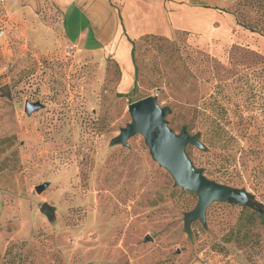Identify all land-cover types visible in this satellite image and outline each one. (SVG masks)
Segmentation results:
<instances>
[{
  "label": "rangeland",
  "instance_id": "1",
  "mask_svg": "<svg viewBox=\"0 0 264 264\" xmlns=\"http://www.w3.org/2000/svg\"><path fill=\"white\" fill-rule=\"evenodd\" d=\"M236 2L230 26L135 40L128 86L112 58L57 26H0V264H264V225H248L249 207L213 201L204 224L186 227L197 195L173 184L141 135L110 143L128 105L156 96L176 133L212 137L185 147L193 165L264 206V33L236 24ZM238 10L264 24L263 8ZM25 101L40 108L27 114Z\"/></svg>",
  "mask_w": 264,
  "mask_h": 264
},
{
  "label": "crops",
  "instance_id": "2",
  "mask_svg": "<svg viewBox=\"0 0 264 264\" xmlns=\"http://www.w3.org/2000/svg\"><path fill=\"white\" fill-rule=\"evenodd\" d=\"M236 1L0 0V26H57L68 43L112 58L119 65L121 83L128 86L134 74L130 41L145 35L172 38L179 31L230 26L233 18L226 9ZM44 9L57 14L53 25L40 21Z\"/></svg>",
  "mask_w": 264,
  "mask_h": 264
},
{
  "label": "water",
  "instance_id": "3",
  "mask_svg": "<svg viewBox=\"0 0 264 264\" xmlns=\"http://www.w3.org/2000/svg\"><path fill=\"white\" fill-rule=\"evenodd\" d=\"M38 108L39 102L24 103V111L27 114ZM169 112V107L158 104L156 96H147L131 102L128 105L130 121L119 128L118 134L111 138L110 143L127 146L130 137L141 135L151 158L168 172L173 184L197 195L195 206L184 214V225L188 227L195 220L204 224L205 210L213 201L228 202L251 209L258 206L259 203L245 189L209 179L204 175L202 168L193 165L185 147L190 144L204 149L205 146L200 141L199 133L189 134L185 126L178 133L172 130L165 119ZM47 186V182H43L36 185L34 190L39 194ZM40 212L48 220L54 218V207L47 202L41 203Z\"/></svg>",
  "mask_w": 264,
  "mask_h": 264
},
{
  "label": "trees",
  "instance_id": "4",
  "mask_svg": "<svg viewBox=\"0 0 264 264\" xmlns=\"http://www.w3.org/2000/svg\"><path fill=\"white\" fill-rule=\"evenodd\" d=\"M240 7L257 8V9L263 8L264 9V0H237L236 7L232 11V14H235V20H236L237 25L242 26L244 28H247L251 31H259V32L261 31L264 33V24L262 25L261 28H256V26H259L258 23H256V22L252 23V22L246 21L241 10H238ZM130 42L132 44L131 60H132V63H134V57H133V43H134V41H130ZM119 95H123V94L120 93ZM204 136H203L204 138L201 140L202 144L204 146L212 145L213 144L212 137L208 136L207 132H205ZM249 217H250V219L248 221V225H250L255 220H258L259 223L264 225V206H262V204L259 203V205L256 206L255 208H252V209L250 208ZM243 233H244V229L239 227L237 229V231L235 232V235L242 234V238L244 239Z\"/></svg>",
  "mask_w": 264,
  "mask_h": 264
}]
</instances>
